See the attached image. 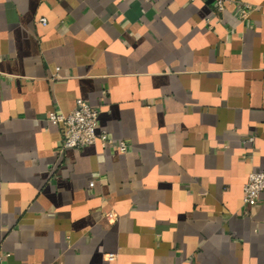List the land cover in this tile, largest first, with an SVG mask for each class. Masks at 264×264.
Segmentation results:
<instances>
[{
  "label": "crops",
  "instance_id": "0c3cea01",
  "mask_svg": "<svg viewBox=\"0 0 264 264\" xmlns=\"http://www.w3.org/2000/svg\"><path fill=\"white\" fill-rule=\"evenodd\" d=\"M80 98L127 152L60 151ZM259 171L264 0H0L8 264H264Z\"/></svg>",
  "mask_w": 264,
  "mask_h": 264
},
{
  "label": "built area",
  "instance_id": "2783aa9c",
  "mask_svg": "<svg viewBox=\"0 0 264 264\" xmlns=\"http://www.w3.org/2000/svg\"><path fill=\"white\" fill-rule=\"evenodd\" d=\"M215 6L219 12H224L226 6L232 0H214ZM240 15L243 20L248 19L251 5L240 4ZM40 23L43 25L48 24L47 18H41ZM49 121L62 125L64 128L63 143L60 151L63 152L67 149L84 148L96 143H101L103 147H114L125 153L128 150L126 142L116 144L110 137L106 130L99 131V111L89 104L84 99H78L75 108L68 114L57 113L52 111L48 115ZM95 182L90 183V187H94ZM264 196V171L252 172L246 184L244 185L243 201L245 206H254L258 204L261 197ZM110 220H115L116 215L109 213ZM10 253H0V264H8ZM109 260H115V254L107 256Z\"/></svg>",
  "mask_w": 264,
  "mask_h": 264
}]
</instances>
